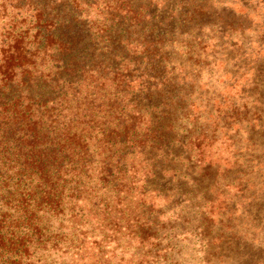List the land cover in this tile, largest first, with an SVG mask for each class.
I'll use <instances>...</instances> for the list:
<instances>
[{"label":"trees","instance_id":"16d2710c","mask_svg":"<svg viewBox=\"0 0 264 264\" xmlns=\"http://www.w3.org/2000/svg\"><path fill=\"white\" fill-rule=\"evenodd\" d=\"M51 1L55 22L40 5L30 39V27L3 23L0 3V264H126L159 225L164 177L182 178L180 152L195 146L174 137L170 106L158 107L171 95L163 78L136 77L164 71L163 58H136L85 23L84 1ZM141 1L104 8L138 25L156 5ZM88 2L100 14V0Z\"/></svg>","mask_w":264,"mask_h":264},{"label":"rangeland","instance_id":"374dc122","mask_svg":"<svg viewBox=\"0 0 264 264\" xmlns=\"http://www.w3.org/2000/svg\"><path fill=\"white\" fill-rule=\"evenodd\" d=\"M77 1L85 2V23L97 20L109 39L135 47L136 58H163L164 71L136 77H148L141 81L149 84L163 78L160 88L171 95L158 107L170 106L166 120L174 137L195 146L180 152L182 167L176 169L182 178L164 177L166 198L153 209L155 233L123 260L264 264V0H156L149 16L132 26L113 21L105 0L98 4L100 14L88 0ZM1 2L3 23L30 27L28 39L40 5L53 22L58 14L51 0Z\"/></svg>","mask_w":264,"mask_h":264}]
</instances>
